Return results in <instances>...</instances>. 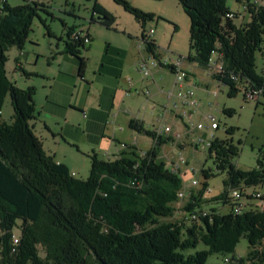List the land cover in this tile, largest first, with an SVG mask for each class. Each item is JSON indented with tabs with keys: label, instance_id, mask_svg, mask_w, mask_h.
<instances>
[{
	"label": "trees",
	"instance_id": "trees-1",
	"mask_svg": "<svg viewBox=\"0 0 264 264\" xmlns=\"http://www.w3.org/2000/svg\"><path fill=\"white\" fill-rule=\"evenodd\" d=\"M114 1L125 7L143 30L154 20V15L126 1ZM176 1L190 19V51L194 56H188L189 62L207 69L213 52L219 51L224 57L223 72L212 78L230 88L229 97L240 91L231 79L234 74L262 89L264 99V72L258 73L256 67L257 53L264 55V5L251 6L253 0H246L243 7L248 6L253 17L244 28H237V17L226 18L232 11L227 4L230 0ZM41 14L49 15L48 7L39 2L16 8L7 0L0 4V264H207L211 255H223L221 264L226 258L230 264H247V259L236 255L242 238L248 241V264H264V253H258L264 245V211L260 209L239 214L214 209L209 219L198 222L200 228L160 223L173 217L183 187L182 177L158 162L163 138L144 155L136 148H128L129 152L114 161L94 155L90 177L85 181L75 178L43 150L30 124L36 115L35 89L17 88L6 71L8 52L24 47ZM92 15L100 17L106 28L116 22L97 1ZM71 34L69 31L65 50L79 60L82 73L86 69L81 57L85 46L81 40L71 42ZM146 49L154 53L156 48L148 44ZM7 97L14 109L10 124L1 120ZM226 113L233 114L231 110ZM130 127L155 139L154 132L145 130L142 123L131 121ZM227 133L233 136L235 132L231 128ZM239 152L240 147L231 140L217 139L207 151L216 170L228 173L227 189L213 201L227 204L229 189L264 186L262 164L251 171L236 168L233 161ZM203 174L207 180L215 176L211 169ZM201 204L200 198L192 195L186 211ZM16 229L20 244L13 252ZM199 244L208 249L184 254Z\"/></svg>",
	"mask_w": 264,
	"mask_h": 264
},
{
	"label": "rangeland",
	"instance_id": "rangeland-1",
	"mask_svg": "<svg viewBox=\"0 0 264 264\" xmlns=\"http://www.w3.org/2000/svg\"><path fill=\"white\" fill-rule=\"evenodd\" d=\"M7 1L12 8L34 2H39L48 7L49 15L41 14L40 18L35 19L24 47L22 49L13 48L7 54V71L10 80L17 88L23 91L30 88L35 89L36 115L44 119H48L51 116L46 110L43 111L41 107L47 100V78L54 76L55 71H57V63L56 61L54 63L53 57L57 55V50H63L64 41L67 40L66 26L71 27L75 23L82 21L85 23L89 22L93 16L94 4L97 1L115 16L116 22L111 31L100 26L92 27L91 34L94 38L92 45L95 55L98 51L99 53L103 52L105 47L109 45L123 47L127 40L132 43V40L136 38V34H139V39L143 35L140 25L135 22L130 12L114 0ZM123 1L130 3L131 6L138 10L146 12V14L154 15V20L148 22L144 30L146 33L150 29L154 30L151 41H153L155 47L160 48L164 58L172 57L176 59L179 57L187 58L189 55L194 56V53L190 51V19L176 0ZM245 1L242 0L241 3H236L235 0H230L227 3L232 11L239 14V16L241 15V17L238 16V19L234 20L237 28H244L253 17L251 14H244L243 3ZM62 38L64 39L63 42ZM58 47L59 49H57ZM256 57L257 72L261 74L264 72V55L259 52ZM148 63L150 64L151 60ZM186 68L191 71L187 82L195 94L192 101H190L191 104L181 105L178 99L180 89L176 86L174 73L169 68L158 67L152 68V74L144 78L148 81H153L150 93L145 94V96L140 93V90H136L134 94L132 93L135 96L141 95V98L133 104V109L139 110L140 117L145 120L149 128H153V126L158 128L163 123L170 125L172 128V133L163 137L164 145L162 149L165 152L168 151L169 154L167 158L164 157V154L158 156V162H163L167 168H172L177 161L181 158L184 159L185 162L180 166L179 174L181 176L185 175L182 177L186 187H190L191 181L197 180L198 186L190 189L188 193V195L191 193L200 198L202 204L197 209L206 210L209 213L214 209L216 212L223 214L231 212V207L228 203L213 201V198L222 195L227 189L225 186V182L228 180L227 171L220 173L216 170V164L208 158V150L195 147L191 141V136L187 134V131L184 133V126H196L202 123L207 127V118L215 117L220 129L219 131H214L213 136L218 141L231 140L234 145L240 147L239 157L233 161L236 168L246 171L254 170L260 164L264 166V99L262 98L259 104L248 102L244 99L243 90H240L234 98L229 97L230 88L215 81L208 70L199 67L197 64H187ZM138 69L140 70V63ZM171 91H173L172 97L168 95ZM145 93L147 92L145 91ZM10 99V97H7L4 100L1 114V120L7 122V124L12 122L14 115ZM175 107H177L176 110L174 109ZM165 109L168 112L164 119L162 115ZM229 110L233 112L232 115L226 113ZM170 115L176 117V120L173 122L169 121L171 120ZM191 115L192 117H190ZM231 128L235 132L233 136L227 133ZM205 132L210 135L207 129H205ZM197 133L201 134L202 132ZM179 134L181 135L180 138L177 137ZM79 135L81 138L80 145L70 140L76 139L69 135L68 140L65 139L61 146L56 147L54 150L57 156L55 162L62 164L59 161H64L66 164H63L75 178L85 181L90 177L91 162L94 156L92 152L87 151V147L96 143L86 139L82 132ZM137 140L141 150H148L154 146V140L151 137L141 134ZM102 147L105 148L106 144H103ZM167 148L169 149L167 150ZM96 155L100 160L107 159L104 150L97 152ZM209 169L215 173V176L207 180L203 171ZM205 184L207 189L203 191ZM251 190L264 193V186L259 185ZM189 201L190 198L175 204L173 217L161 219L160 223H184L188 229L192 227L200 228L202 224H199V221L190 222L185 220L184 216L187 212L186 208ZM256 208L254 204H251L245 211ZM19 235L20 232L16 229L14 236L19 239ZM184 240H186V236ZM247 242L244 238L241 239L236 248V255L247 259L246 263L248 264L250 261L248 258L250 250ZM207 249L202 244H199L196 249L186 250L184 254L193 255ZM39 252L40 256L44 257L43 250L40 249ZM258 253L260 255L264 253V245L258 249ZM223 261V255H211L208 257L207 264H221ZM225 264L230 263L226 262Z\"/></svg>",
	"mask_w": 264,
	"mask_h": 264
},
{
	"label": "crops",
	"instance_id": "crops-1",
	"mask_svg": "<svg viewBox=\"0 0 264 264\" xmlns=\"http://www.w3.org/2000/svg\"><path fill=\"white\" fill-rule=\"evenodd\" d=\"M104 9L110 13L107 8ZM93 19L96 22H92ZM135 22L140 25L144 35L146 31L142 29V25L136 20ZM95 26L112 30L100 24L97 15L92 16L89 22L82 21L71 27L66 26L67 40L68 32L73 33L78 29H84L91 37V42L85 46L81 55L86 62V69L81 73L79 60L66 52L67 40L62 38L63 50H57V55L53 57L54 63H57V71L54 76L47 78V100L41 105L42 110H46L51 116L44 119L36 115L30 123L36 137L42 142L43 149L54 159H57L54 150L65 139L68 140L69 135L76 139L70 140L80 145V132L86 139L96 143L87 147V151L96 155L104 150L106 160L118 159L123 152H129L128 148H136L138 153L149 150H141L137 138L142 133L130 127L131 121L142 123L148 131H153L156 127L149 128L140 117L139 110L133 109L135 101L141 98V95H133L134 92L140 90L145 96L153 87V81L144 79L141 69H138L140 61L148 59L149 56L143 44V35L139 39V34H136L132 43L127 40L123 47L109 45L103 52L98 51L95 55L92 45L94 38L91 34L92 27ZM155 48L159 58H164L160 48ZM170 116L169 121L176 120V117ZM185 131L184 126V133ZM103 144H106L105 148L102 147ZM124 146L128 147L127 150ZM162 154L167 158L169 153L161 148L158 156ZM59 162L66 164L64 161Z\"/></svg>",
	"mask_w": 264,
	"mask_h": 264
},
{
	"label": "built area",
	"instance_id": "built-area-1",
	"mask_svg": "<svg viewBox=\"0 0 264 264\" xmlns=\"http://www.w3.org/2000/svg\"><path fill=\"white\" fill-rule=\"evenodd\" d=\"M5 0L0 1L3 3ZM263 0H253L249 2L251 6H263L264 3ZM244 14H248V6H244ZM242 14V15H244ZM239 14H237L234 11H231L226 18L227 19H235L238 18ZM241 17V15L239 16ZM154 34V30L150 29L148 33L145 32L143 37V44L147 48L148 44H154L153 41H151V38ZM264 36V34H263ZM74 39H81V42L84 44V46L88 45L91 42V39L89 38V34L84 29H78L74 31L71 34V42L74 41ZM148 52V51H147ZM149 56L148 59H143L140 61V69L142 72V75L144 78L149 77L152 74V68H169L174 74L175 83L176 86H178L179 93H178V99L181 103V105H185L186 103L191 104L190 101H192L193 97L195 96L193 89L189 86L187 82V78L190 77L191 71H189L188 68H186L187 64H193L189 62V58L179 57V58H159L157 55L156 49L154 53L148 52ZM151 60V63L148 62ZM224 57L223 54H221L219 51H215L212 54V57L209 61V66L206 70H208L211 74V77L216 74H221L223 72L224 67ZM231 79L233 80L234 84L239 90H243L244 92V99L251 103H258L261 100L262 96V89L255 88L252 83L247 80L241 78L240 75H234L231 76ZM221 85V84H220ZM168 95L172 97L173 91L169 92ZM175 110L177 107L174 108ZM167 110L163 112L162 117L165 119ZM192 117V115L190 116ZM207 127H205L202 123H199L196 126H187L185 125V130L187 131V134L191 136V141L195 147L207 149L212 145V142L216 139L213 136L214 131H219L220 126L216 122V118L211 116L210 118H207ZM205 129H207L210 132V135L208 132H205ZM185 131V133H186ZM154 143L159 139L163 138L166 135H170L172 133V128L170 126H167L166 123H163L158 128L156 127L154 130ZM197 132H202L201 134H198ZM178 138L181 137V135H177ZM127 148L126 146H124ZM147 152V151H146ZM146 152L141 153V155H144ZM184 159L181 158L179 161L176 162L175 165L170 167L169 169L171 172L179 174L180 166L184 164ZM180 175V174H179ZM181 176V175H180ZM183 176V175H182ZM181 176V177H182ZM185 176V175H184ZM183 176V177H184ZM183 179V187L179 191L177 197L178 202L184 201L192 196V194L189 193V190L192 188H196L198 186L197 180L191 181L190 187H186ZM252 188H246V186H243L238 189H229L226 197L227 203L231 207V212L238 213L240 211H245V209H248L249 205L254 204L256 209H260V211H264V193L260 191H252ZM209 193V190H208ZM198 211L205 212V219H209V212L206 210H200L195 209L193 211H189L185 213V220H190L192 217H198ZM204 220V219H202ZM19 239L18 237H13V252L17 250V247L19 246ZM225 262H228V259H225Z\"/></svg>",
	"mask_w": 264,
	"mask_h": 264
},
{
	"label": "bare ground",
	"instance_id": "bare-ground-1",
	"mask_svg": "<svg viewBox=\"0 0 264 264\" xmlns=\"http://www.w3.org/2000/svg\"><path fill=\"white\" fill-rule=\"evenodd\" d=\"M79 40H81V39H74V42L75 41H78L79 42ZM240 212H242V211H240ZM240 212H238V213H235V214H239ZM202 219H205V212H200V211H198V217H192V219H190V220H188V221H190V222H197V221H201Z\"/></svg>",
	"mask_w": 264,
	"mask_h": 264
},
{
	"label": "water",
	"instance_id": "water-1",
	"mask_svg": "<svg viewBox=\"0 0 264 264\" xmlns=\"http://www.w3.org/2000/svg\"><path fill=\"white\" fill-rule=\"evenodd\" d=\"M98 21H101V18L100 17H98Z\"/></svg>",
	"mask_w": 264,
	"mask_h": 264
}]
</instances>
